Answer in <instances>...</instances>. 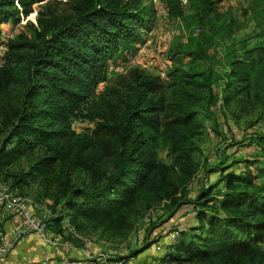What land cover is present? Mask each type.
Masks as SVG:
<instances>
[{
	"label": "trees",
	"instance_id": "16d2710c",
	"mask_svg": "<svg viewBox=\"0 0 264 264\" xmlns=\"http://www.w3.org/2000/svg\"><path fill=\"white\" fill-rule=\"evenodd\" d=\"M45 1L48 8L57 0H0V27L21 14L27 17L34 4ZM65 4L71 14L62 18L45 20L39 11L32 40L4 42L0 31V48L30 49L18 56L14 68L0 70V178L20 159L45 150L28 176L44 179L59 170L68 195L63 214L48 220L54 233L62 234V222L69 219L77 233L73 223L82 220L107 236L124 235L139 202L147 200L148 208L162 201L173 215L191 206L198 223L189 235L178 232L163 263L264 264V135L254 139L257 175L249 169L243 174L231 167L214 169L218 178L213 184L201 185L192 198L181 195L197 173L192 153L203 127L198 116H207L214 104L212 87L222 83L226 105L264 90L259 75L264 46L244 47L223 74L175 67L165 83L133 69L116 87L96 96L97 87L107 81L110 60L144 45L140 34L151 29L152 11L121 0ZM183 50L191 63L207 59L206 46L196 45L191 36ZM12 82L21 85L15 104L8 93ZM73 119L94 122L92 137L71 132ZM161 148L171 164L158 158ZM75 172L85 175L87 183L72 187ZM17 180L15 185L26 183L25 176ZM151 242L145 239L141 248L117 260L128 263L158 243Z\"/></svg>",
	"mask_w": 264,
	"mask_h": 264
},
{
	"label": "rangeland",
	"instance_id": "374dc122",
	"mask_svg": "<svg viewBox=\"0 0 264 264\" xmlns=\"http://www.w3.org/2000/svg\"><path fill=\"white\" fill-rule=\"evenodd\" d=\"M66 1L49 2L48 8H44L47 1L34 4L31 7L32 13L27 17L21 14L18 21H8L1 25V39L4 42L16 43H21L22 39L32 40L37 27L39 11L42 12L40 17L45 20L50 17L68 16L71 14V10L65 4ZM121 1L128 4L133 2L138 5V8L152 11L151 29L149 32L142 30L140 34L147 55L132 67L126 66L127 55L116 56L110 60L107 81L97 87L96 96L101 95L106 89L116 87L120 79L127 76L133 69L159 77L165 83L168 82L169 74L175 67H181L185 71L194 67L196 71L200 72L210 68L216 73L223 74L227 72L232 57H239L244 47L264 46V0ZM15 5L19 7L17 1H15ZM199 31H202L200 32L202 34L197 33ZM189 36L193 37L196 45L206 46V60L191 63L190 58L185 56L183 45ZM1 48L0 60L4 63L0 70L14 68L18 56H23L30 51L26 47L8 51L6 45ZM118 66H121V71H116ZM259 75L262 76L263 84L264 62ZM259 80L261 82V79ZM20 88L19 83L9 84L8 93L12 104L16 103ZM212 93L214 104L211 106L209 114L198 116L203 127L201 135L196 141V151L192 153L197 174L202 177V180L193 189H182L181 195L184 200L194 197V193L201 185L213 184L217 180L218 175L214 174V169L231 167V171L240 174L249 169L253 175H257L258 165L255 163L260 162V159L254 139L264 135V90L258 88L252 91L247 98H243L241 103L230 102L227 105L223 100L222 83L214 85ZM165 94L168 96L169 91H165ZM94 128L95 123L88 120L73 119L70 124V131L75 135L92 137ZM45 154V150L31 153L10 166L1 175V178L17 191V194L25 201L26 207L32 209L36 217H47L50 220L60 213L63 214L62 206L67 200L68 194L60 186L62 178L57 167L51 175L44 179L28 176L30 167ZM157 155L162 162L172 163L163 148L158 150ZM206 170H209L210 173L205 174ZM22 176H25L26 183L15 185L17 179ZM204 177L205 179H203ZM70 183L72 187H81L87 183V177L80 172H75L70 177ZM147 205V200L139 202L130 218V231L124 235L107 236L100 230H93L82 220H77L73 224L77 227L80 235L89 241L88 248L93 242L97 244L112 242L117 246L120 258L141 248L147 238L152 241L151 244L155 243L153 242L155 240L159 243V247L152 246V250L146 254L140 253V258L138 257L128 264H201L162 262L163 256L167 254L168 246L173 242L170 240L171 233L186 231V234L189 235L190 231L198 226L192 207L185 205L173 215L168 205L163 204L162 201L154 202L148 208ZM64 220L67 223L70 221L69 219ZM153 226H156L155 230H153ZM73 239L79 241L71 236L68 240ZM103 247L105 248L104 245Z\"/></svg>",
	"mask_w": 264,
	"mask_h": 264
},
{
	"label": "built area",
	"instance_id": "2783aa9c",
	"mask_svg": "<svg viewBox=\"0 0 264 264\" xmlns=\"http://www.w3.org/2000/svg\"><path fill=\"white\" fill-rule=\"evenodd\" d=\"M145 49V45H143L138 52L127 56L126 66L132 67L133 64L138 63L142 57L146 56L147 51ZM3 63L4 61L0 60V68L3 66ZM121 70V66L116 68V71ZM201 180L202 177L196 173L187 188L193 189ZM11 215H18L19 220L11 231L5 233L0 238V260L11 253L20 240L31 234L35 235L37 239L48 246H62L64 244L62 235L56 234L49 229L48 218L36 217L34 211L26 207L25 201L17 194V191L0 178V224ZM63 233L81 241L86 247L89 245V241L77 233L76 229L69 224L66 225ZM177 235L178 231L171 233L170 240L174 241ZM104 246L105 248L100 253L92 254L86 251L85 254L87 257L96 260L99 264H127L117 260L119 255L117 246L114 243L106 242Z\"/></svg>",
	"mask_w": 264,
	"mask_h": 264
},
{
	"label": "crops",
	"instance_id": "0c3cea01",
	"mask_svg": "<svg viewBox=\"0 0 264 264\" xmlns=\"http://www.w3.org/2000/svg\"><path fill=\"white\" fill-rule=\"evenodd\" d=\"M18 220V215L8 216L0 224V238L5 233L11 231L17 225ZM67 224L64 220L62 228L65 229ZM63 232L61 234L64 243L62 246H48L37 239L35 235H28L17 243L11 253L0 260V264H99L96 260L87 257L85 252L89 251L92 254L100 253L106 242L99 244L93 242L88 248L81 241H76L75 239L69 241L70 236H67ZM152 246L155 248V246L159 247L160 245L157 243ZM152 246L142 253L146 254V252L152 250Z\"/></svg>",
	"mask_w": 264,
	"mask_h": 264
}]
</instances>
